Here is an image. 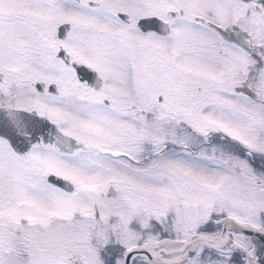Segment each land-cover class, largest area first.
Listing matches in <instances>:
<instances>
[{"label": "snow or ice", "instance_id": "6c2138e0", "mask_svg": "<svg viewBox=\"0 0 264 264\" xmlns=\"http://www.w3.org/2000/svg\"><path fill=\"white\" fill-rule=\"evenodd\" d=\"M0 264H264V0H0Z\"/></svg>", "mask_w": 264, "mask_h": 264}]
</instances>
